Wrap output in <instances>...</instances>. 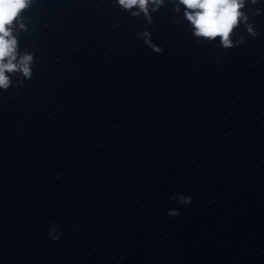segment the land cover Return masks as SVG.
I'll return each instance as SVG.
<instances>
[{
  "label": "clouds",
  "instance_id": "clouds-1",
  "mask_svg": "<svg viewBox=\"0 0 264 264\" xmlns=\"http://www.w3.org/2000/svg\"><path fill=\"white\" fill-rule=\"evenodd\" d=\"M33 0H0V89L7 90L12 81L6 73L19 72L26 79H31L33 75L32 65L34 56L25 52L18 59V34L14 35V28L27 31L24 23L23 13L30 7ZM165 0H116L119 8L127 11L132 17H139L141 14L147 21L152 23L149 5H152L151 13L157 12L164 4ZM173 4L176 13L181 12L183 7V17L188 22L192 34L197 39L208 42L219 40V46L224 49H231L234 44L244 43L241 37L234 41L235 30L243 23L249 35H257L253 24L249 23V17L244 11L247 3L257 4L258 0H169ZM257 14L260 10H256ZM137 38H142L152 50L162 54V47H158L151 42L150 33L142 31L136 33ZM20 86H23L21 81ZM179 203L189 205L192 197L181 194ZM167 215L176 217L180 212L170 209ZM54 241L59 236L51 237Z\"/></svg>",
  "mask_w": 264,
  "mask_h": 264
}]
</instances>
